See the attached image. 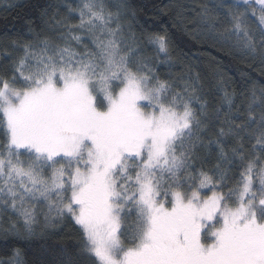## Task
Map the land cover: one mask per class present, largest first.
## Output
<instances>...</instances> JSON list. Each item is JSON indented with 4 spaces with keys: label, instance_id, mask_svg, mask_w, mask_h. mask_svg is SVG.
Returning <instances> with one entry per match:
<instances>
[{
    "label": "snow or ice",
    "instance_id": "1",
    "mask_svg": "<svg viewBox=\"0 0 264 264\" xmlns=\"http://www.w3.org/2000/svg\"><path fill=\"white\" fill-rule=\"evenodd\" d=\"M162 11L264 76V0ZM136 15L66 0L0 43V264H264V80L217 78L211 109ZM68 223L76 245L55 246Z\"/></svg>",
    "mask_w": 264,
    "mask_h": 264
},
{
    "label": "trees",
    "instance_id": "2",
    "mask_svg": "<svg viewBox=\"0 0 264 264\" xmlns=\"http://www.w3.org/2000/svg\"><path fill=\"white\" fill-rule=\"evenodd\" d=\"M66 0H11L16 7L8 8L4 0H0V43L4 42L5 36H15L17 33L26 31V25L29 22L40 23V14L48 8L50 12L56 11L59 6L63 11ZM79 0H67V3L76 4ZM215 0H128L136 10L137 29L157 28L163 31L167 28L172 37V51L174 60L179 57V61L174 63L173 72L179 74L186 71V66L191 65L193 70H198L204 80L205 89L211 109L221 106L220 97L223 92H217L213 87L211 90L207 85H215L216 79L223 77L228 81L231 88H235L237 93L246 90V86L241 78V73H250L255 78L257 84L264 80V76L259 75L258 71L250 70L247 65L239 60H231L230 58L216 59L213 61L212 55L217 57L220 53L211 48L206 43H199L192 39L189 33H186L183 26L177 28L173 24V20L164 14L163 10H172L175 5H186L188 9H197L200 4H211ZM51 6V7H50ZM186 16L191 20L195 16L194 11H186ZM190 26V25H189ZM207 49V51H202ZM164 74H167L166 66H161ZM226 107V105H225ZM2 139V135H0ZM210 194V193H209ZM76 226L68 223L63 226L62 230H57L58 234L51 241L55 246H75L77 243ZM39 244V239L33 241ZM3 249V241L0 240V250ZM30 257L26 256V259Z\"/></svg>",
    "mask_w": 264,
    "mask_h": 264
}]
</instances>
